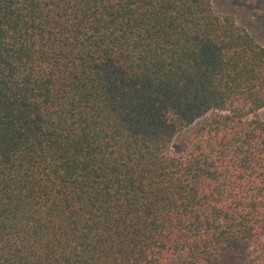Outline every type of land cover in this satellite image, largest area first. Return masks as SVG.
Returning <instances> with one entry per match:
<instances>
[{
  "label": "trees",
  "instance_id": "obj_1",
  "mask_svg": "<svg viewBox=\"0 0 264 264\" xmlns=\"http://www.w3.org/2000/svg\"><path fill=\"white\" fill-rule=\"evenodd\" d=\"M262 110L212 0H0V264H264Z\"/></svg>",
  "mask_w": 264,
  "mask_h": 264
},
{
  "label": "rangeland",
  "instance_id": "obj_2",
  "mask_svg": "<svg viewBox=\"0 0 264 264\" xmlns=\"http://www.w3.org/2000/svg\"><path fill=\"white\" fill-rule=\"evenodd\" d=\"M216 12L231 16L264 46V0H212ZM254 118L264 121V110Z\"/></svg>",
  "mask_w": 264,
  "mask_h": 264
}]
</instances>
